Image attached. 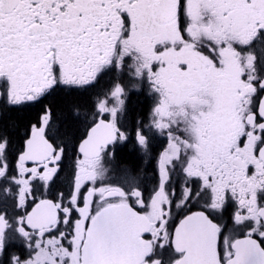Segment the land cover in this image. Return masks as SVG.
<instances>
[{
    "label": "snow or ice",
    "instance_id": "1",
    "mask_svg": "<svg viewBox=\"0 0 264 264\" xmlns=\"http://www.w3.org/2000/svg\"><path fill=\"white\" fill-rule=\"evenodd\" d=\"M0 264H264V0H0Z\"/></svg>",
    "mask_w": 264,
    "mask_h": 264
},
{
    "label": "flooded vegetation",
    "instance_id": "2",
    "mask_svg": "<svg viewBox=\"0 0 264 264\" xmlns=\"http://www.w3.org/2000/svg\"><path fill=\"white\" fill-rule=\"evenodd\" d=\"M125 159H126V160H131V157H129V156H125Z\"/></svg>",
    "mask_w": 264,
    "mask_h": 264
}]
</instances>
